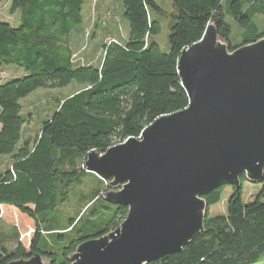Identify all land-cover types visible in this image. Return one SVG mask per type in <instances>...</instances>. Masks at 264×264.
I'll return each mask as SVG.
<instances>
[{
  "label": "trees",
  "instance_id": "obj_1",
  "mask_svg": "<svg viewBox=\"0 0 264 264\" xmlns=\"http://www.w3.org/2000/svg\"><path fill=\"white\" fill-rule=\"evenodd\" d=\"M121 1L128 41L111 38L97 50V64H81L74 61L70 37L84 34L83 0H9L20 24L0 22V67L15 66L25 75L0 82V206L27 216L34 232L27 250L18 229L3 223L0 264L34 256L72 264L80 245L114 232L128 209L107 200L112 180L89 173L87 156L137 139L155 120L188 107L178 61L209 25L229 54L264 39V0H172L170 52L164 54L153 41L159 24L149 16L158 6ZM72 83L80 89L53 99L41 113L44 121L22 112L20 102L36 90ZM257 183L264 185V173ZM223 187L201 197L202 232L180 253L145 264H258L264 258V190L245 204L240 188L234 189L225 213L210 215Z\"/></svg>",
  "mask_w": 264,
  "mask_h": 264
},
{
  "label": "water",
  "instance_id": "obj_2",
  "mask_svg": "<svg viewBox=\"0 0 264 264\" xmlns=\"http://www.w3.org/2000/svg\"><path fill=\"white\" fill-rule=\"evenodd\" d=\"M188 107L161 117L137 139L92 152L85 168L122 190L128 209L114 232L80 245L72 264H145L178 254L203 230L202 196L264 173V39L229 54L209 25L178 61ZM9 264H41L34 256Z\"/></svg>",
  "mask_w": 264,
  "mask_h": 264
},
{
  "label": "rangeland",
  "instance_id": "obj_3",
  "mask_svg": "<svg viewBox=\"0 0 264 264\" xmlns=\"http://www.w3.org/2000/svg\"><path fill=\"white\" fill-rule=\"evenodd\" d=\"M82 6V17L83 21L81 25H84V34L74 37L71 35L70 43L74 47L76 45V53L74 55V61L78 58L80 59L84 54H88L91 49H94L95 54L92 53L93 58L96 55L101 56L102 50L97 51L103 44L109 41H114L111 38L118 39L122 43H126L129 37V24L125 19H121L120 16L123 13L122 1L121 0H83ZM153 1L159 8L160 11L154 9H149V16L153 21L159 24L160 31L153 37V41L158 45L160 51L164 54L170 52V47L168 44V37L170 34V27L173 24L172 17L175 15L174 9L172 7V0H150ZM107 9L108 12L103 14L102 21L97 17L98 11ZM109 14V15H106ZM0 22H6L10 24L13 28H17L20 24L19 14H15L11 11V4L7 0L0 1ZM93 51V52H94ZM80 63V62H78ZM0 82L7 83L13 79L23 77L25 71L21 68L15 66H3L0 67ZM16 68V72L12 69ZM80 87L75 83H72L64 89H38L27 98L20 102L22 107V112L30 111L33 113L35 118H39V122L45 120V115L41 114L43 110H47L46 107L53 103L55 98H63L70 95L73 91L79 90ZM39 113V116L36 114ZM49 113V112H47ZM141 135V134H140ZM118 146V145H116ZM102 156V155H98ZM87 159V158H86ZM3 164L8 162V160H3ZM1 162V163H2ZM86 162V160H85ZM245 180L240 183L241 197L245 204L253 201L263 190L264 185L262 183H253L247 180V175L243 174L241 177ZM240 177V179H241ZM102 179V178H101ZM240 181V180H239ZM113 183V181H112ZM111 183V184H112ZM122 190L121 185H115L114 189L109 193L110 198H114ZM234 192V188L231 186H224L221 194L220 203L209 209V214H224L226 211V203ZM109 196L106 195L107 198ZM264 202V197L261 198ZM3 207H10L7 205H2ZM12 220L7 221L11 226H15L20 233V240L22 241L25 248L28 250L30 245V240L32 238L31 231L34 230V225L30 219L21 214L17 209ZM1 215H4L5 211L0 208ZM125 221V220H124ZM3 225V220L0 221V226ZM120 227V226H119ZM103 239V237H102ZM104 239H108V236ZM108 243L111 239L107 240ZM8 251L12 248L10 245L6 246ZM29 263V260H28ZM41 264H47L45 261L41 260ZM258 264H264V258H262Z\"/></svg>",
  "mask_w": 264,
  "mask_h": 264
},
{
  "label": "crops",
  "instance_id": "obj_4",
  "mask_svg": "<svg viewBox=\"0 0 264 264\" xmlns=\"http://www.w3.org/2000/svg\"><path fill=\"white\" fill-rule=\"evenodd\" d=\"M0 1L2 2V1H4V0H0ZM7 1L9 2V0H7ZM106 12H108L106 8L103 9L102 11H98L97 17H98V18H102V17H103V14L106 13ZM14 14H15V13H14ZM73 49H74V52L77 50V49H76V45H74ZM93 51H94V49H91L90 52H89L88 54H84L80 59L77 58V59L75 60V62H76V63L80 62L81 64H85V63H89V64H97V63L99 62V59H100L101 56L96 55V56L93 58V56H92ZM75 53H76V52H75ZM12 69L16 72V68H12ZM0 71H2L1 68H0ZM0 208H2V209L5 211L4 215H1V214H0V219L3 220V223H4L5 225H9V226H11L7 221L12 220V218H13L12 216L15 215L16 210H15L13 207H3V206H0ZM30 221H31V220H30ZM31 222H32V221H31ZM19 234H20V233H19Z\"/></svg>",
  "mask_w": 264,
  "mask_h": 264
},
{
  "label": "built area",
  "instance_id": "obj_5",
  "mask_svg": "<svg viewBox=\"0 0 264 264\" xmlns=\"http://www.w3.org/2000/svg\"><path fill=\"white\" fill-rule=\"evenodd\" d=\"M34 231H31V234H33Z\"/></svg>",
  "mask_w": 264,
  "mask_h": 264
}]
</instances>
